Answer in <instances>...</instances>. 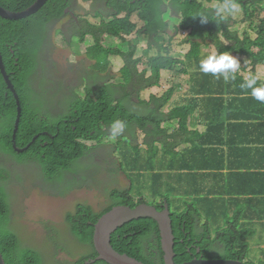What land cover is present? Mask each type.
I'll return each mask as SVG.
<instances>
[{
    "label": "trees",
    "instance_id": "1",
    "mask_svg": "<svg viewBox=\"0 0 264 264\" xmlns=\"http://www.w3.org/2000/svg\"><path fill=\"white\" fill-rule=\"evenodd\" d=\"M6 1L15 4L10 6L11 10L20 11L36 0ZM84 1L92 9L95 8L92 0ZM107 2L114 11L111 17L95 8L92 15L97 20L101 19V22L83 19V26L73 22L71 35L79 37L82 43L89 39L95 42L88 47L87 52L90 59L99 61L101 71H108L114 59H120L124 63L122 77L112 78L109 82L99 77L94 68L88 77L90 86L87 91L82 94L74 91L73 96H68L69 92L65 95L68 96V102H64L62 110L57 112H37L35 103L43 101L31 95L30 81L43 68L41 57L49 43V26L67 17L65 10L72 7L73 0H50L37 14L19 21L0 17L4 62L26 108L20 133L22 139L18 140L17 146L25 148L39 134L28 151L22 154L14 151L17 102L0 71V112L7 111V117L1 123L5 136L0 139V151L13 156L14 163L22 164V168L32 166L34 170L40 169L38 173L44 181L43 191L51 196L64 197L84 188L76 183L79 172L83 169H98L93 153L105 146L110 147L109 154L113 159L117 160L116 155L121 159L120 170L129 180L149 182L148 186L138 185V202L133 197L134 186H130L128 189L111 190L112 204L106 210L95 212L92 206L80 204L75 212L69 213L70 221L77 220V216L88 215L90 227L87 226L84 236L73 225L75 236L83 244L95 248L92 245L94 225L114 207L122 205L135 208L147 203L165 210L168 201L174 214L178 264L201 257L210 261L228 259L244 263L252 249L259 250L263 257L260 264H264V163L257 167V164H249L251 168L248 170L254 171L246 175L240 171L235 155L230 158L234 165L226 171L225 165L223 168L218 165V157L214 154L221 137L230 131L236 134L237 129L244 130L259 123L264 126V120L260 121L264 115V104L255 100L250 90L240 87L249 72L237 51L240 49L244 55H248V48L250 60L254 61V72L260 74L264 65L258 54L264 48V39L261 36L256 39L249 34L242 41L239 32L233 30L239 24L236 19L238 15H230L227 20L217 23L216 8L208 5L222 0H175L174 7L185 12L186 19L174 36L169 34L164 0ZM238 3L243 20L251 21L256 16L262 18L264 0H238ZM250 10H254L253 15ZM133 13H138L144 22L139 31L137 25L131 23ZM201 14L208 18L207 22H202ZM261 27L264 31V17ZM133 31H137L138 36L148 37L147 45L133 40L130 41L129 50H126V46L116 50L115 41L127 43L124 35ZM59 32L67 33L65 29ZM184 33L188 34V38L180 47L187 45L189 52L183 61L174 58V51L177 49V39ZM213 52H228L239 59L241 68L234 80L218 79L200 70V61ZM16 59H19L18 67ZM177 67H182L181 75L189 77L190 90L175 99L183 90V86L177 84L163 96L152 93L149 98H143L144 93L161 86L165 73ZM260 76L258 83H264V77ZM39 80L43 82L42 77ZM214 93L225 97L220 108L207 102ZM117 119L126 122V127L122 134L113 138L110 127ZM160 120L170 123L172 130L185 138L186 143L180 147L170 143L168 137L160 132ZM131 126H135L132 131ZM45 130L54 137L45 134ZM8 162L11 163L10 160ZM93 165L96 167L93 168ZM12 172L11 169L0 167V248L6 257L20 252L14 244L9 243L15 238L9 189ZM229 181L241 189L236 201L233 193H230V200L226 201L220 191ZM62 188L68 190L62 191ZM236 189L233 188V191ZM228 191L224 189L223 192ZM146 195L153 196L159 204L148 203ZM250 195L255 198L250 199ZM241 196H247V199L242 200ZM191 197L197 200L189 208ZM184 201L187 203L185 207ZM246 203L250 204L248 208ZM214 210L218 213H214ZM228 214L232 217H228ZM223 222L229 225L224 227ZM211 227L216 233L212 234ZM252 240L256 245L251 249ZM216 245L220 249L214 254ZM23 246L25 252L21 257L11 256L12 264L30 263V253L35 249ZM113 247L120 254L145 264H166L160 227L152 219L131 221L120 228L113 236ZM98 256L99 253L94 250L79 264H87Z\"/></svg>",
    "mask_w": 264,
    "mask_h": 264
},
{
    "label": "rangeland",
    "instance_id": "2",
    "mask_svg": "<svg viewBox=\"0 0 264 264\" xmlns=\"http://www.w3.org/2000/svg\"><path fill=\"white\" fill-rule=\"evenodd\" d=\"M95 2V8L98 11H101L109 17L112 16L114 11L111 7H108L109 2H107V0H95ZM215 3L216 2H213L208 6L214 7L216 5ZM95 8L92 9L89 5L82 4V0H79L77 5L75 4L76 15L84 19L87 18L92 22L100 23L101 19H92L93 17L90 15L91 12L95 13ZM167 13V18H171L170 12ZM236 15L239 16L236 19L239 20L237 29L242 36L241 40H246V37L249 34H252L257 39V33L248 32L250 31L252 25H259L257 17H255L252 21H248L247 19H242L243 17L241 11ZM263 17L264 13H262V18ZM171 19L172 20H170V22L172 23L173 28L169 31V34L174 36L176 31L179 30L180 22H178V19L175 17H172ZM133 20L138 24L139 28L142 27L143 23L140 22L136 16L133 17ZM68 23L69 19L63 22L65 25H68ZM62 28V24H56L51 27L50 40L41 58V62L44 66V74L42 77L43 82L41 83L38 80L35 81V87L38 91L46 90L45 94L47 99L54 100L56 97V102L50 106L51 111H55L63 107V103L65 100H67L68 96L71 95V90L78 88L76 90L78 94L86 92L84 89H86L89 84L81 86V81L88 78L95 69H97V74L99 77L106 78L109 80V82H111L112 78L122 77L121 70L124 67V63L120 59H114L113 64H111V71L99 70L96 67L97 63L90 60L87 52L88 50L86 48V46L93 44V41L88 42L84 46L78 42V39L72 43H69L68 39H64V37L58 33V30ZM68 29L69 28H65L67 33L69 32ZM184 35H186V33L182 34L177 39V43L175 45L177 49L174 51V58L183 61L189 52L187 45L180 47L181 43L188 38V36ZM129 39L139 41V44L144 46H146L148 43L147 37L132 35ZM115 43L121 44V42L118 41H115ZM125 45L126 50H129L130 45L128 43ZM181 70L182 67H177L176 70L165 73L161 86L154 88L152 91L144 93L143 98H149L152 93L163 96L169 89L177 84L182 85L183 90L177 94L175 99L181 97L182 94L186 93L189 88V77L186 75H181ZM249 75L250 74L248 73V76ZM69 92L70 94L65 96ZM52 97H54V99ZM232 137L241 139V137L238 135H233ZM139 143H141V139L139 140ZM183 143L184 139L178 137L176 145L179 146ZM225 143L226 141H223V145ZM109 153V146L95 150V153H93V156H96L94 163L98 169H83L81 173L79 172L78 176L80 177H78L76 180L77 185L93 186L92 188L76 190L64 197H52L43 191L44 181L38 173L40 169L34 170V167L32 166H26L25 168H22L24 166H22V164H17L16 162L14 164L9 163V165H6L0 160V167H6L13 171L9 187L13 212L12 224L14 225V232L20 236L23 245L32 247L34 249L37 248L44 250L45 247L41 242L43 238L41 236V227L39 225L41 221H43L42 225L43 229H45L47 227L46 220L48 218L55 217L52 228L57 230L58 234H61L65 229H67V226H65V214L74 211L80 204L90 205L96 212H101L112 204V200L109 198V192L111 189H126L129 186L130 183L127 176L123 173V171L120 170L121 159L118 158V155H116L117 160H115ZM216 154L220 157H223V147L218 148L216 150ZM0 157L5 159L4 155H0ZM96 166L93 165V168ZM132 182L134 186V195H138V185L148 186L149 184V182L138 183V181L135 179H132ZM67 190V188H62V191ZM145 199L147 202L153 205L159 204V202L155 200L153 196L146 195ZM196 200L197 199L191 197L188 207L190 208L191 205L196 204ZM186 204L187 203L184 201L183 207H185ZM197 207L200 208V206ZM223 225L224 227H227L229 223L223 222ZM23 226H25L27 230ZM256 228L258 229V227ZM256 228L255 230H257ZM241 229H243V225ZM210 230L212 234L216 233L212 227ZM251 242H253V240ZM251 242L249 247L252 249V247L256 245V242ZM219 249L220 247L216 245L214 247L213 253L216 254ZM261 259H263V257H261L259 250L252 249L244 263L260 264Z\"/></svg>",
    "mask_w": 264,
    "mask_h": 264
},
{
    "label": "clouds",
    "instance_id": "3",
    "mask_svg": "<svg viewBox=\"0 0 264 264\" xmlns=\"http://www.w3.org/2000/svg\"><path fill=\"white\" fill-rule=\"evenodd\" d=\"M215 8H216V16H217L216 22L217 23L225 21V20H227L228 16H230V15L234 16L241 11L238 0H222V2L217 3L215 5ZM199 16L202 18V22L208 21V18L206 16H204L203 14H201ZM115 49L121 50L120 43L119 44L115 43ZM240 68H241V63H240L239 59L237 57L233 56L231 53H228V52H222L219 54L213 52V53L208 54L204 59H202L200 61V70L203 73H211L213 76H215L218 79L222 77L225 81L234 80L236 78V75H237L238 71L240 70ZM260 80H261V76L259 73L255 74V75L250 74L249 76H247L244 79V81H243V83H241L240 87L242 89L250 90V95L255 100L264 104V83H258V81H260ZM184 117L189 118L186 115H184ZM158 124H161L162 130H164V131L160 130L161 134L163 136L168 137V140L170 141V143L176 144L178 137L184 139V143L182 145H184L186 143L185 138H183L182 136H180L179 134L175 133L172 130V126L170 123H168L167 121H164V120H160V121H158ZM125 127H126V122L119 120V119L115 120L114 122H112L111 127H110L111 136L113 138H116L118 135L123 133ZM134 128H135V126H131L130 131H132ZM175 135H177V136H175ZM233 135H238L241 137V139L233 138L232 137ZM228 140H242V136L239 134H235V133L230 131L227 136L224 135L223 137H221L220 145L214 151V154L217 157H219L221 159L224 158L225 146L227 145ZM223 141H226V143L224 145H223ZM182 145H179L178 147H180ZM13 147H14V150L16 151V153L18 152V149H20L17 145H15ZM221 147H223V149H224V156L223 157H220L216 154V150L218 148H221ZM21 150L23 151L22 153L26 152L25 148H23ZM22 153H20V154H22ZM8 164H9V162L6 163V165H8ZM128 181L130 184L126 189H128L130 186H133V182L129 179H128ZM92 187L93 186H84V188H81V189H87V188H92ZM81 189H78V190H81ZM115 189H117V188H115ZM111 190H113V189H111ZM119 190H123V189H119ZM111 193H112V191L109 192V198H111ZM133 197L136 200V199H138L139 196L133 194ZM136 202H138V201L136 200ZM84 205H86V204H84ZM139 205H137V206H139ZM107 208H105L104 210H106ZM210 208H212V207H210ZM76 209L74 211H71V212H68L67 214H65V216H64L65 217V226H67V229H65L64 232L61 234H58L57 230L52 228V224L55 221V217L48 218V219L46 218L47 219L46 220L47 227L45 229H43V225H42L43 221H41L39 223V225L41 227V236L43 238L41 242L44 245L45 249L41 250V249L36 248L33 253H30L31 259H30L29 264H58V263L79 264L84 257L89 255L94 250L99 253L95 240H96L97 225L99 224V222L101 220H99V222L94 225L95 226V234H94V237L92 239V245H94L95 248L91 245L83 244L75 236V234L73 232V225H75L80 230L81 234L84 236L85 229L87 228V226L90 227V223L88 221V215H85L84 217L82 215H80V216H77V220L70 221L68 219V214L75 212ZM109 213H111V211H109L107 214H109ZM214 213H218V211L214 210ZM173 215L174 214H172V217H173ZM229 217H232V215H229ZM23 227L26 229L25 226H23ZM31 233H33V232H31ZM33 234H35V233H33ZM9 243L14 244L20 250V252L13 254L11 256L21 257L22 254L25 252V249H24V246H23V243H22L20 236L15 233V238L12 239ZM99 256H100V253H99ZM99 256H98V258H99ZM98 258L89 260L87 262V264H89V263L90 264H98L100 262H107L105 260H98ZM93 260H97V262L93 263Z\"/></svg>",
    "mask_w": 264,
    "mask_h": 264
},
{
    "label": "water",
    "instance_id": "4",
    "mask_svg": "<svg viewBox=\"0 0 264 264\" xmlns=\"http://www.w3.org/2000/svg\"><path fill=\"white\" fill-rule=\"evenodd\" d=\"M13 1V0H12ZM50 0H36L31 6L26 9L15 11L11 10L10 6L15 4L12 2H4L0 0V15L7 19L22 20L26 17L32 16L39 9H41ZM0 71L2 73L4 82L7 85L8 90L12 93L15 101H22V111L20 121L16 124L18 132L16 135V144L20 137L21 128L26 117V108L24 100L21 99L18 94L15 85L9 77L5 62H4V47L0 42ZM7 117V111L0 112V139L5 136V129L2 128L1 123ZM19 153L23 151L18 149ZM141 219H152L159 224L160 234L162 238V248L165 256L166 264H178L176 261V237L174 232V219L170 213L166 210L136 206L135 208L129 206H117L111 213L104 216L99 224L97 225L96 232V245L100 253L98 260H105L109 264H145L135 258H132L126 254H120L113 247V236L118 232L120 228L129 224L131 221H138ZM0 264H12L11 257H6L0 248ZM90 264V263H89ZM184 264H242L240 262L223 259V260H212V261H190Z\"/></svg>",
    "mask_w": 264,
    "mask_h": 264
},
{
    "label": "bare ground",
    "instance_id": "5",
    "mask_svg": "<svg viewBox=\"0 0 264 264\" xmlns=\"http://www.w3.org/2000/svg\"><path fill=\"white\" fill-rule=\"evenodd\" d=\"M93 2H94V6H96V2H95V0H92ZM135 2L134 3H138V2H140V0H138V1H136V0H134ZM165 1V3H166V5H165V7H167V12H170V14H171V18L172 17H175V18H177L178 19V22H180V24H179V29L182 27L181 26V23L183 24V21L186 19V15H185V12H183V11H179V10H177L175 7H174V1L175 0H164ZM78 2H79V0H73V3H72V7H69L67 10H65V13H67V11H69L70 12V9H71V11H72V13H70L69 15L67 14V17H64V18H62V19H59V20H57L56 22H54V23H52L50 26H49V28H48V33H49V36H50V33H51V27L53 26V25H56V24H62V29H65V28H69L68 29V33H60L59 32V30H58V33L60 34V35H62L63 37H64V39H68V42L69 43H72L73 41H76V39H78V42L82 45V46H84V45H86L88 42H90V41H93L92 39H89L87 42H85V43H82V40L79 38V37H73L72 35H71V31H72V29H73V22L74 23H76V24H78V25H81V26H83L84 24H82L81 23V21L84 19V18H81V17H79L78 15H76V12H75V4L77 5L78 4ZM82 4H85V5H89L90 6V4H88V3H86L84 0H82ZM109 4V3H108ZM46 6V4L41 8V9H39L35 14H37L40 10H42L44 7ZM73 6H74V8H73ZM91 7V6H90ZM252 15H253V13H254V10H250L249 11ZM35 14H33V15H35ZM123 14H128L127 12H124ZM168 14V13H167ZM32 15V16H33ZM90 15L93 17L92 19H95L94 18V16L92 15V12L90 13ZM134 16H136L137 18H138V20L140 21V22H142L143 23V25H142V27H140L139 28V26H138V24L137 23H135V21L133 20V17ZM0 17L1 18H3V19H6V20H9V21H18V20H15V19H7V18H5L4 16H2V15H0ZM29 17H31V16H29ZM29 17H26V18H29ZM257 17V16H256ZM26 18H24V19H26ZM171 18H167V20H168V22H169V31L173 28V26H172V23L170 22V20H172ZM254 18L255 17H253L252 19H251V21L252 20H254ZM67 19H69V23H68V25H65V24H67V23H65V24H63V22L65 21V20H67ZM85 19H87V18H85ZM263 18H258L257 17V21H258V23H259V25H256V26H251V28H250V31H248V32H253V33H257L258 34V37H262L263 39H264V31H262V27H261V20H262ZM88 20V19H87ZM95 20H97V19H95ZM90 21V20H89ZM92 22V21H91ZM93 23H95V22H93ZM132 24H134V25H137V31H139V30H141L142 28H143V26H144V22L141 20V18H140V15L138 14V13H133L132 14V22H131ZM64 25H65V27H64ZM238 26V25H237ZM233 30H235V31H238V29H237V27L236 28H234ZM137 31H133L131 34H129V33H126L125 35H124V39H127L128 40V44L130 45V41H133V39H129L132 35H136V36H138L137 34H136V32ZM239 32V31H238ZM260 32V33H259ZM247 33V32H246ZM246 33H244V34H246ZM243 34V35H244ZM239 35H240V37L242 38V36H241V34H240V32H239ZM186 36H188V34L186 35ZM148 38V37H147ZM49 40H50V37H49ZM149 40V39H148ZM120 42V41H119ZM93 43H95V42H93ZM126 43H123V42H121V46H126L125 45ZM92 45V44H91ZM46 46H47V44H46ZM90 45H88V46H86V48H87V50H88V47H89ZM115 46V45H114ZM46 48V47H45ZM238 52H239V56L243 59L242 60V64L243 65H246L247 66V70H248V72L250 73V74H252V75H255L256 73L255 72H253L254 71V61H251L250 60V51H249V49L247 48V50H246V52H247V54L248 55H244L243 54V51L242 50H240V49H238L237 50ZM258 56H259V60H260V62H262L263 63V65H264V48L263 49H261V51L259 52V54H258ZM42 58V57H41ZM90 60H92V61H94V62H96L97 63V65H96V67L98 68V69H100L99 68V61H97V60H95L94 58L93 59H90ZM246 62H248V63H246ZM16 66L18 67L19 66V59H16ZM42 66H43V64H42ZM108 71H111V66H110V68H109V70ZM43 74H44V66H43V68H40L34 75H33V77L31 78V81H30V86H31V89H32V91H31V95L33 96V98L34 99H41L42 101H43V103H38V102H36L35 103V105H36V107H37V112L39 111V110H50V106L54 103V102H56V97H55V99H54V97H52L54 100H50V99H47V100H43L41 97L43 96V95H46L45 94V92H46V90H40V91H38L37 89H36V87L34 88V86H33V83L36 81V80H38L39 82H40V80H39V78L40 77H43ZM34 76L36 77V80L34 79ZM164 79V78H163ZM85 84H89V80H88V78H86V79H83L82 81H81V86H84ZM90 85H88L87 86V88L86 89H88V87H89ZM56 87V86H55ZM54 87V88H55ZM80 87V86H79ZM53 88V89H54ZM52 89V90H53ZM78 88H76L75 90L73 89V90H71V95L70 96H73L74 95V91H76ZM86 89H84V91H87ZM34 90V91H33ZM188 90H190V86H189V88H188ZM187 90V91H188ZM225 100V97L224 96H218L216 93H214V94H212V96L207 100V102L209 103V104H211V105H213L214 107H216V108H220L222 105H223V101ZM16 102H17V118H16V122H15V125H14V130H13V146H15V145H17L16 144V135H17V132H18V128H17V123L20 121V118H21V111H22V101H20V100H16ZM65 102H68V100H65ZM63 108V107H62ZM62 108L61 109H58V110H55V111H53V112H57V111H60V110H62ZM51 111V110H50ZM45 134H48V135H51L52 137H54V135H52V134H50L49 133V131H47V130H45V132H44ZM39 136V134H37L35 137H34V139H33V141H31V143L28 145V146H26L25 147V150L26 151H28L29 150V148L35 143V140H36V138ZM143 148H145V146H143ZM15 151V150H14ZM16 152V151H15ZM2 153V154H1ZM0 154L1 155H4L5 156V159L7 158L8 160H10L11 161V163H13L14 164V162L12 161L13 159H14V157L13 156H11V155H6V154H4L3 152H1L0 151ZM5 159H2L1 157H0V160L1 161H3L5 164H6V162H5ZM76 191V190H75ZM48 195V194H47ZM51 196V195H50ZM68 196V195H67ZM52 197H58V196H52ZM227 198H230V196H227ZM228 200V199H227ZM149 203V202H148ZM139 206H142V207H151V208H157V207H155V206H152V205H150V204H142V205H139ZM168 213H170L171 215L173 214L172 213V208H171V205L169 204V202L167 201V203H166V209H165ZM197 253L198 254H200V251H197ZM194 260H196V261H210V260H205L203 257H201L200 259H194ZM193 261V260H192ZM97 262V260H93V263H96ZM236 262H240V263H242L241 261H236ZM242 264H244V263H242Z\"/></svg>",
    "mask_w": 264,
    "mask_h": 264
},
{
    "label": "crops",
    "instance_id": "6",
    "mask_svg": "<svg viewBox=\"0 0 264 264\" xmlns=\"http://www.w3.org/2000/svg\"><path fill=\"white\" fill-rule=\"evenodd\" d=\"M254 72V71H253ZM260 74L264 77V68L260 72ZM252 112V111H249ZM254 113V112H253ZM264 116V115H262ZM261 116L260 121L263 122L264 117ZM253 126V127H252ZM250 128L247 129H237L236 134H239L242 136V140H228L227 145L225 146V156L223 159L218 157V165L224 169L230 170V168L234 165L233 159H230L235 155L237 162L239 163V169L243 174L250 175L253 173V169L248 170V168H251L249 164H257L255 167L259 166L260 164L264 163V126L262 123H259L258 125H252ZM226 134L225 136H227ZM237 173V170L236 172ZM247 178H249L247 176ZM219 179H224L220 178ZM233 188H237L235 191H233ZM224 189L229 190L228 192H223ZM241 190V189H240ZM239 187L237 185H232L229 182H227L225 188L221 189V193L226 201H228L230 198H227V196H230V193H233L235 195L234 200H237V194L240 191ZM255 198V196L250 195L251 198ZM228 199V200H227ZM242 200H246L247 196H241ZM240 203V201H238ZM250 204L246 203V208L249 207Z\"/></svg>",
    "mask_w": 264,
    "mask_h": 264
},
{
    "label": "flooded vegetation",
    "instance_id": "7",
    "mask_svg": "<svg viewBox=\"0 0 264 264\" xmlns=\"http://www.w3.org/2000/svg\"><path fill=\"white\" fill-rule=\"evenodd\" d=\"M136 1H138V0H136ZM134 2H135V1H134ZM73 8H74V6H73ZM70 13H72L71 9H70V12L67 11V14H68V15H69ZM0 26H1V23H0ZM0 38H2V34H1V32H0ZM34 79L36 80V77H35V76H34ZM33 86H34V88H35V82L33 83ZM41 98H42L43 100H47L46 95H43ZM12 161L14 162L15 160L13 159ZM5 162L8 163V159H7V158L5 159ZM8 165H9V164H8Z\"/></svg>",
    "mask_w": 264,
    "mask_h": 264
}]
</instances>
